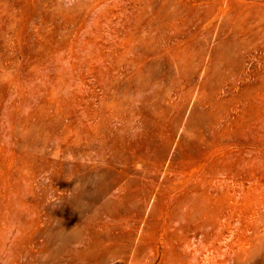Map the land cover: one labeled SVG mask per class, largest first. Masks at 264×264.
<instances>
[{
  "label": "rangeland",
  "instance_id": "374dc122",
  "mask_svg": "<svg viewBox=\"0 0 264 264\" xmlns=\"http://www.w3.org/2000/svg\"><path fill=\"white\" fill-rule=\"evenodd\" d=\"M0 264H264V0H0Z\"/></svg>",
  "mask_w": 264,
  "mask_h": 264
}]
</instances>
